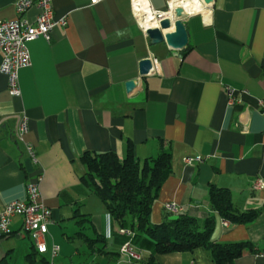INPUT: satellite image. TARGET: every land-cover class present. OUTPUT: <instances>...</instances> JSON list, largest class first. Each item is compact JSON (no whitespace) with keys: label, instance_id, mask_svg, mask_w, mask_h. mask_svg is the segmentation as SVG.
Listing matches in <instances>:
<instances>
[{"label":"crops","instance_id":"1","mask_svg":"<svg viewBox=\"0 0 264 264\" xmlns=\"http://www.w3.org/2000/svg\"><path fill=\"white\" fill-rule=\"evenodd\" d=\"M16 2L0 0V21L17 17ZM167 2L150 6L165 11ZM53 5L55 20L66 24L58 23L50 41L29 43L32 64L19 72L21 96H11L0 72V212L25 199L28 182L42 175L41 196L52 211L48 251L37 252L15 216L11 235L0 238V263L28 264L32 253L35 264H214L202 248L153 255L151 239L132 229L133 236L121 233L124 227L82 182L86 152L123 158L131 142L140 163L171 149L172 170L154 202L152 224L165 219L170 202L201 222L214 215L213 242L248 244L235 264H264V189L251 188L254 178H264V0H214L182 17L189 43L181 50L152 44L136 23L132 0ZM36 14V8L28 12L31 20ZM145 58L159 64L139 78ZM130 81L135 86L128 90ZM226 85L239 102L228 103ZM22 112L37 164L15 136ZM187 156L202 161L188 165ZM212 186L230 190L238 209L258 216L224 225L210 205ZM128 243L136 257L122 251ZM53 244L60 246L56 256Z\"/></svg>","mask_w":264,"mask_h":264},{"label":"trees","instance_id":"2","mask_svg":"<svg viewBox=\"0 0 264 264\" xmlns=\"http://www.w3.org/2000/svg\"><path fill=\"white\" fill-rule=\"evenodd\" d=\"M126 155L121 158L114 152L91 154L86 152L82 161L88 173L82 182L105 203L107 209L120 227L132 229L136 236L151 239L153 255L174 252L195 251L202 248L209 253L214 264H235L246 251L247 243L222 244L212 241L215 216L204 222L186 211H166L165 219L152 224L154 202L159 196L162 184L172 170V153L169 147L140 163L135 157L133 145L129 142ZM209 201L214 212L232 223H248L258 216L257 210L242 211L233 201L230 190L212 186ZM28 264H35L34 255H27ZM153 261V256L150 258ZM0 264H9L2 261ZM157 264V263H154Z\"/></svg>","mask_w":264,"mask_h":264},{"label":"built area","instance_id":"3","mask_svg":"<svg viewBox=\"0 0 264 264\" xmlns=\"http://www.w3.org/2000/svg\"><path fill=\"white\" fill-rule=\"evenodd\" d=\"M103 0H90L91 4L101 2ZM54 0H17L16 12L17 17L13 20H1L0 21V53L2 61L0 63V72L8 77V87L11 96H21L22 90L20 86L19 72L21 69L29 67L32 64L31 53L29 49V43L37 38H44L46 41H50L52 38L53 29L61 23L66 24V18L61 21L55 20L54 17ZM207 5L203 4V10H206ZM154 13L168 14L170 11L169 0L167 2V9L165 11L155 10L150 6ZM37 9L35 18L31 20L28 16V12L32 9ZM179 8V7H177ZM173 17L176 15L175 10ZM182 8V7H181ZM202 12V11H201ZM133 13V8H132ZM144 13L134 15L138 26L143 21ZM187 14L184 11L182 17ZM156 20L161 22L163 19L168 18L165 15L163 18L156 15ZM140 27V26H139ZM160 27V26H159ZM142 32L147 36V30L140 27ZM152 61L151 74L159 63L157 59L150 58ZM140 76L139 78H141ZM224 91L229 104H235L240 101L238 92L231 86H225ZM262 107H264V100L261 101ZM17 127L15 136L17 140L25 144L26 150L31 157L32 161L37 164L38 157L33 144L29 143L25 139V135L29 131V118L25 112L16 114ZM5 117L0 120L3 122ZM202 161L200 156H187L183 158V162L188 165H193ZM43 176L38 175L35 181L28 182L27 184V196L22 200H14L6 204L2 212H0V238L10 236L12 233L11 222L15 216H21L23 219L24 227L26 231L31 235L34 242V246L37 252L43 254L48 251L47 234L48 225L52 222V211L44 203L41 192L40 184ZM251 188L255 190L264 189V178L256 177L252 181ZM165 210L170 213H179L182 208L174 202L165 204ZM224 225L228 226L229 222L224 221ZM121 233L133 236L134 232L130 229L123 228ZM60 250V246L53 244L51 252L53 256H56ZM124 253H128L136 257L133 253L130 244H126L122 250ZM264 254V252H263ZM53 264V263H52Z\"/></svg>","mask_w":264,"mask_h":264},{"label":"water","instance_id":"4","mask_svg":"<svg viewBox=\"0 0 264 264\" xmlns=\"http://www.w3.org/2000/svg\"><path fill=\"white\" fill-rule=\"evenodd\" d=\"M214 0H204L206 4L212 3ZM175 27L173 32H167L164 34V30L171 29L173 27L172 21L169 18H165L160 22V27L148 28L146 34L151 39L152 44H159L166 42V44L174 50H181L187 47L189 43V36L186 26L183 22L182 16L184 9L179 7L175 10ZM152 61L150 58L141 60L139 64L140 76L144 77L150 73L152 69ZM135 86V82L130 81L127 83V89L131 90Z\"/></svg>","mask_w":264,"mask_h":264},{"label":"clouds","instance_id":"5","mask_svg":"<svg viewBox=\"0 0 264 264\" xmlns=\"http://www.w3.org/2000/svg\"><path fill=\"white\" fill-rule=\"evenodd\" d=\"M95 2V0H94ZM151 0H132L133 14L139 15L144 13L143 21L140 23V27L144 30L148 28H155L160 26V22L156 20V15L162 18L167 15L172 21L173 28L175 27V20L173 19L174 9L182 7L188 16H191L197 12L203 11L204 0H169L170 11L168 14L165 13H154L150 7ZM171 30V29H170Z\"/></svg>","mask_w":264,"mask_h":264}]
</instances>
